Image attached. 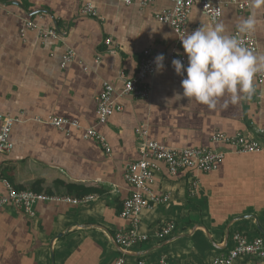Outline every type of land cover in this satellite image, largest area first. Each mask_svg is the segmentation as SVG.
Wrapping results in <instances>:
<instances>
[{
    "label": "crops",
    "instance_id": "1",
    "mask_svg": "<svg viewBox=\"0 0 264 264\" xmlns=\"http://www.w3.org/2000/svg\"><path fill=\"white\" fill-rule=\"evenodd\" d=\"M247 1L246 10L223 5L216 22L225 25L226 34L251 13ZM85 3L98 16L81 13ZM171 6V0H151L146 6L118 0H0V115L16 118L9 135L12 148L0 154V193H7L8 183L53 197L93 195L84 204L38 201L33 216L0 208V264H113L121 252L113 233L129 226L120 216L131 190L123 173L139 158L134 130L140 125L148 139L164 145L216 147L225 156L208 172L170 175L160 165L150 189L169 200L140 212L137 230L149 239L125 253L126 264L156 263L161 257L166 264H206L232 247L235 232L264 237V81L255 83L250 100L227 107L221 100L215 110L189 98L172 100L175 92H183V78L166 65L149 77L148 97L121 93L143 50L160 54L175 46L171 26L155 19ZM256 16L254 52L264 55V9ZM26 21L36 27L27 28ZM188 23L205 29L214 25L197 4ZM50 28L59 37L41 39V29ZM67 49L75 56L61 66ZM177 50L184 53L182 43ZM103 81L113 86L121 108L100 123L96 97ZM48 116L76 120L80 128H56L44 122ZM90 127L104 137L109 152L84 138L83 129ZM215 132L255 136L262 149L234 152L211 142ZM166 221L175 224L172 235L155 238ZM235 264L264 261L244 255Z\"/></svg>",
    "mask_w": 264,
    "mask_h": 264
},
{
    "label": "built area",
    "instance_id": "2",
    "mask_svg": "<svg viewBox=\"0 0 264 264\" xmlns=\"http://www.w3.org/2000/svg\"><path fill=\"white\" fill-rule=\"evenodd\" d=\"M125 5L137 3L140 6H146L151 0H118ZM172 6L155 14V19L159 22L171 26L175 33V46L170 50L160 53L165 57L164 65L174 69L171 61L180 59L185 67L188 65V58L184 53L177 50L181 39L185 34H190L198 28L197 25L188 23V15L191 6L197 4L211 22H216L220 16L223 5L226 3H235L240 10L248 8L247 0H171ZM81 13L88 16H98L96 9L90 3H85L81 8ZM249 14L246 15V18ZM25 26L33 29L36 27L32 21H26ZM231 35L239 36L244 46L256 51L257 43L252 35H243L235 28ZM41 39H57L58 33L50 28L41 29L39 34ZM105 43L111 44V39L106 38ZM159 54H152L149 49L142 52L138 68L134 76L124 80L121 89L122 94H128L135 98H146L150 92L149 77L154 73L156 65L155 57ZM75 53L67 49L61 57V66L71 61ZM186 76V73H185ZM181 77V76H180ZM184 78V77H181ZM264 81V72L257 74L255 83L261 84ZM121 105L114 98V88L107 82H102V88L96 97V116L100 123L106 122L108 117L115 111L120 110ZM16 118L9 115H0V154L9 152L12 148L9 135ZM44 122L62 129L67 126L80 128L76 120L68 118L48 116ZM137 142V152L139 158L129 162L124 169L123 177L131 190L123 202L120 210V216L129 221L126 228H118L113 233V240L120 248V254L115 258L113 264H126L125 253L132 247L143 243L149 239V236L137 230L139 214L145 208L153 205L165 203L169 200V195H157L150 189L155 172L164 165L170 175H177L180 171H202L208 172L216 169L223 161L225 151L216 147H170L155 140L148 139L147 131L143 126H138L134 130ZM84 138H91L99 142L106 152H109V146L104 137L94 128L83 129ZM212 143H218L229 147L234 152L255 153L262 149V143L251 135L236 133L229 135L223 132H215L211 136ZM7 193H0V208L18 209L22 213L33 216L34 206L38 201L43 200H64L72 204H84L93 198V195H83L80 197H53L44 193H37L28 189L16 190L6 183ZM175 224L171 221L163 223L155 232L154 237L165 239L170 237L174 231ZM233 245L224 254L214 257L206 264H235L239 256H250L264 261V237L256 236L249 238L244 233L235 232L232 235ZM135 264H166L165 257H161L156 263H148L139 259Z\"/></svg>",
    "mask_w": 264,
    "mask_h": 264
},
{
    "label": "clouds",
    "instance_id": "3",
    "mask_svg": "<svg viewBox=\"0 0 264 264\" xmlns=\"http://www.w3.org/2000/svg\"><path fill=\"white\" fill-rule=\"evenodd\" d=\"M250 8L249 16L238 25V32L249 36L256 31V12L264 9V0H250ZM180 39L188 65L185 67L180 59L171 61L175 73L184 77L183 92H175L172 100L189 98L215 110L221 100L227 107L256 94L255 78L264 72V55L244 46L239 36L226 34L222 22H214L207 29L202 26ZM164 60L163 54L154 59L158 73L164 70Z\"/></svg>",
    "mask_w": 264,
    "mask_h": 264
},
{
    "label": "water",
    "instance_id": "4",
    "mask_svg": "<svg viewBox=\"0 0 264 264\" xmlns=\"http://www.w3.org/2000/svg\"><path fill=\"white\" fill-rule=\"evenodd\" d=\"M51 264H53V261L51 262Z\"/></svg>",
    "mask_w": 264,
    "mask_h": 264
}]
</instances>
